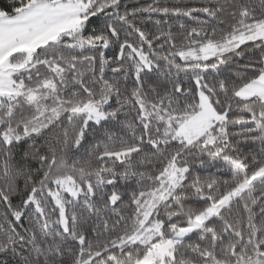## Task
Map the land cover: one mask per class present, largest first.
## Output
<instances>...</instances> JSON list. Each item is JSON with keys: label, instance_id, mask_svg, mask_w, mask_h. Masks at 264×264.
I'll return each instance as SVG.
<instances>
[{"label": "snow or ice", "instance_id": "6c2138e0", "mask_svg": "<svg viewBox=\"0 0 264 264\" xmlns=\"http://www.w3.org/2000/svg\"><path fill=\"white\" fill-rule=\"evenodd\" d=\"M0 264H264V0H0Z\"/></svg>", "mask_w": 264, "mask_h": 264}, {"label": "trees", "instance_id": "16d2710c", "mask_svg": "<svg viewBox=\"0 0 264 264\" xmlns=\"http://www.w3.org/2000/svg\"><path fill=\"white\" fill-rule=\"evenodd\" d=\"M170 3H183L188 4L190 6L195 5L199 2V0H169Z\"/></svg>", "mask_w": 264, "mask_h": 264}]
</instances>
